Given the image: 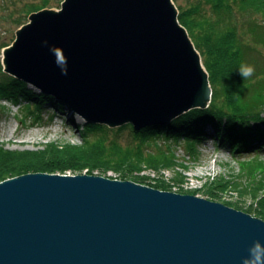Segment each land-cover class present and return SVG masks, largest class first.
<instances>
[{
	"label": "water",
	"instance_id": "water-1",
	"mask_svg": "<svg viewBox=\"0 0 264 264\" xmlns=\"http://www.w3.org/2000/svg\"><path fill=\"white\" fill-rule=\"evenodd\" d=\"M1 65L109 129L221 104L173 0H63L27 17ZM254 242L263 220L194 195L86 174L0 182V264H242Z\"/></svg>",
	"mask_w": 264,
	"mask_h": 264
},
{
	"label": "rangeland",
	"instance_id": "rangeland-1",
	"mask_svg": "<svg viewBox=\"0 0 264 264\" xmlns=\"http://www.w3.org/2000/svg\"><path fill=\"white\" fill-rule=\"evenodd\" d=\"M39 1L0 0V67L3 44L10 45L19 28L16 20L28 6L39 5ZM206 1L173 0V3L184 6L200 2L197 5L200 11L210 15L214 6ZM227 1L231 0H226L225 4ZM236 1L229 2L233 4L232 12L225 24L240 37L243 47L239 51L244 60L241 63L255 69L254 79L245 86L260 87L264 85V3L256 1L251 8L244 5L246 8H241ZM60 3L61 0H52L46 8L59 9ZM68 112L65 108L64 113L51 111L34 114L23 106H15L0 99V180L10 179L8 177L11 176L14 178L23 171L51 166L43 160L32 161L34 157L30 156L31 152L42 149L48 143L55 146L79 143L77 129L83 125V120L75 115L69 116ZM118 137L124 144L130 141L127 130L119 132ZM155 142L158 145L150 149L154 160H149L148 165L126 166L122 169L128 179L122 180L117 171H104L90 162H87L91 165L87 166L88 169L82 168L84 161L79 160L80 152H75L77 155L68 162L75 171L67 168L63 175H81L89 170L88 175L128 180L151 188L161 187L166 192L194 195L264 221V149H241L232 153L226 144L211 139L191 144H186L181 138L174 141L160 138ZM62 164L58 163V167ZM29 173L33 172L26 174ZM53 174H59V171Z\"/></svg>",
	"mask_w": 264,
	"mask_h": 264
},
{
	"label": "trees",
	"instance_id": "trees-1",
	"mask_svg": "<svg viewBox=\"0 0 264 264\" xmlns=\"http://www.w3.org/2000/svg\"><path fill=\"white\" fill-rule=\"evenodd\" d=\"M209 1L214 6L210 15H206L203 10L200 11L197 7L200 2L176 7L178 21L186 29L200 53L211 84L216 88L221 99V104L211 105L205 110L195 109L176 118L168 125L150 126L139 131L134 130L131 125L109 129L106 126L85 123L77 129L79 143L71 145L64 143V145L61 144L62 146L48 143L42 149L31 152L30 156L34 157L32 161L43 160L49 165L52 164L51 166L23 171L15 176L28 172L53 174L59 171V174H64L67 168L75 171L68 162L77 155L75 152H80L79 160L84 161L82 168L88 169L91 165L89 166L87 162H90L96 167H102L104 171H117L122 180L128 179L122 169L126 166L148 165L149 160H154L150 149L158 145L155 141L160 138L172 141L181 138L186 144L211 139L219 144H226L232 153L241 149L263 150L264 85L249 88L245 84L254 79L253 75L243 80L239 74L238 69L244 61L239 48L243 45L240 44V37L235 34V30L225 24L232 12L233 4L229 3L232 0L227 1L226 4V0H207L206 2ZM256 1L264 3V0H238L236 3L240 4L241 8H246L244 6L251 8ZM50 2L52 0H40L39 5L28 6L16 20L18 27L26 23V18L31 13L48 9L46 7ZM6 46L8 43H4L2 48ZM0 99L15 106H23L34 114H45L51 111L64 113L65 110L61 102H57L52 97L37 94L26 83L3 73L2 67H0ZM123 130H127L130 136V141L126 144L118 139L119 132ZM58 163H63L60 168ZM87 171L86 175L90 174L89 170ZM158 190L165 191L161 187Z\"/></svg>",
	"mask_w": 264,
	"mask_h": 264
},
{
	"label": "clouds",
	"instance_id": "clouds-1",
	"mask_svg": "<svg viewBox=\"0 0 264 264\" xmlns=\"http://www.w3.org/2000/svg\"><path fill=\"white\" fill-rule=\"evenodd\" d=\"M238 71L242 79L247 80L254 74L255 69L252 66L242 64ZM262 260H264V246L259 242H254L248 249V256L243 259L242 264H257L258 261Z\"/></svg>",
	"mask_w": 264,
	"mask_h": 264
}]
</instances>
